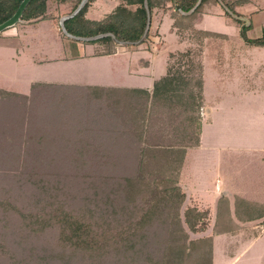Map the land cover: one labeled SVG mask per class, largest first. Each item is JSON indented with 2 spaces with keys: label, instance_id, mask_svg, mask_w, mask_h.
I'll return each instance as SVG.
<instances>
[{
  "label": "trees",
  "instance_id": "obj_1",
  "mask_svg": "<svg viewBox=\"0 0 264 264\" xmlns=\"http://www.w3.org/2000/svg\"><path fill=\"white\" fill-rule=\"evenodd\" d=\"M22 0H0V23ZM30 0L21 23L54 18L60 31L108 46L145 43L154 11L171 10L172 28L200 42L219 33L196 29L197 15L218 5L244 34L238 11L264 0H113L97 20L93 0ZM193 33V34H192ZM191 49L170 52L151 87L32 82L29 93L0 87V264H213L214 236L240 226L220 195L215 220L188 201L189 148L200 145L204 83ZM203 111V115H201ZM7 181L9 186H6ZM264 223V221H262Z\"/></svg>",
  "mask_w": 264,
  "mask_h": 264
},
{
  "label": "rangeland",
  "instance_id": "obj_2",
  "mask_svg": "<svg viewBox=\"0 0 264 264\" xmlns=\"http://www.w3.org/2000/svg\"><path fill=\"white\" fill-rule=\"evenodd\" d=\"M114 4L113 0H93L84 16L97 20ZM69 9L56 10L52 5L53 22H18L0 32V87L26 94L36 81L150 87L164 72L165 57L159 56L154 68L143 67L140 59L147 57L154 63L153 55L191 49L203 76L209 105L205 109L210 107L211 119L204 113L201 145L188 151L183 181L193 178L197 195L205 201L200 208H208L211 223L216 199L223 190L232 193L234 221L240 226L214 236L213 264H264V47L246 43L239 25L227 23L223 9L214 5L209 13L197 15L195 27L219 34L202 42L196 35L172 28L168 9L151 16L150 50L145 43L114 40L115 51L103 55L118 56L91 55L107 43L71 38L57 30L58 18ZM262 29L257 23L244 35L254 38ZM218 180H222L221 190L214 193Z\"/></svg>",
  "mask_w": 264,
  "mask_h": 264
},
{
  "label": "crops",
  "instance_id": "obj_3",
  "mask_svg": "<svg viewBox=\"0 0 264 264\" xmlns=\"http://www.w3.org/2000/svg\"><path fill=\"white\" fill-rule=\"evenodd\" d=\"M238 11L240 12V14L242 15V18L244 19V20H246V23L247 24H249V23H251V28H250V30H252L253 29V25H256L257 23H259L260 24V26H262V27H264V10H259V8L257 7V6H255L254 4H247V5H244V6H241L239 9H238ZM216 14H217V12H216ZM224 18V17H223ZM228 18V17H227ZM53 20L54 19H51L50 21H52L53 22ZM226 21H227V23H230V19L228 18V19H226ZM57 30H59L60 31V27L57 29ZM259 35L258 34H256V35H254V37H258ZM262 47H264V46H262ZM137 48H139V47H136V51L135 52H138V49ZM91 55H94V54H91ZM97 56H108V57H111V56H118V55H97ZM133 55H130V57H132ZM159 56H164L165 57V59H164V63H163V65H164V72H159V74H158V76L156 77V79H158L159 77H161V76H163L165 73H166V71H167V67H168V64H169V58H170V55H153V59H155V61H154V63H152V62H150V59L149 58H145V59H140V61H141V64H143V67H156V65H157V63H158V61H160L161 59L159 58ZM167 56V57H166ZM144 57V56H143ZM198 59L199 60H201L202 58H201V56L199 55V57H198ZM139 67H142V66H139ZM139 67H137L136 68V71H138V68ZM156 79H153L152 81L154 82V80H156ZM153 82H152V84H153ZM152 86V85H151ZM150 86V87H151ZM130 87H145V86H130ZM203 91H204V89H203ZM204 100H205V96H204ZM207 106H209L208 105V103H206V101H205V108H207ZM203 109L204 110V113H205V115L208 117V119H211L210 117H209V114L211 113V110H210V107H208V109ZM206 118V117H205ZM203 129V128H202ZM201 134H202V132H201ZM201 134H200V145H201ZM199 145V146H200ZM199 146H197V147H199ZM193 148H195V147H193ZM190 149H192V148H189L188 149V151L190 150ZM188 151H187V155H188ZM187 160V159H186ZM185 172H188V166H187V162H186V167H185V171H184V176H185ZM218 175H216L215 177H214V183H215V178L217 177ZM189 180V182H186V181H182L183 182V184H184V186L186 187V190H187V197H188V201L189 202H191V203H196L197 204V206L198 207H201L200 206V202H203L204 200H202L201 198L202 197H200V195H197V193H196V187H194L192 184L194 183V180H193V178L191 177V179H188ZM191 181V182H190ZM221 183H222V180H218V184L217 185H215L214 184V188H212L213 189V192L214 193H217V192H219L220 190H221ZM192 185V186H191ZM209 193V192H208ZM211 194H212V192H210ZM210 193H209V196H210ZM199 194V193H198ZM221 195H223V196H226V197H228V199H229V206H230V212H231V216H232V218L233 219H235V217H234V214H233V206H232V193H230L229 191H227V190H223L222 191V193H221ZM212 196V195H211ZM217 200H218V198L216 199V202H215V204L217 203ZM198 202V203H197ZM205 202V201H204ZM203 208H206V207H203ZM216 210H217V204H216V206H215V215H216ZM214 218H215V216H214ZM258 222H260V221H258ZM261 224V223H260Z\"/></svg>",
  "mask_w": 264,
  "mask_h": 264
},
{
  "label": "water",
  "instance_id": "obj_4",
  "mask_svg": "<svg viewBox=\"0 0 264 264\" xmlns=\"http://www.w3.org/2000/svg\"><path fill=\"white\" fill-rule=\"evenodd\" d=\"M29 1L30 0H22L20 2V4L18 5L16 11L8 19H6L2 23H0V32L6 28L14 26L16 23L21 21V16H22L23 10ZM87 1L88 0H81L80 3L78 4V6L74 9V11L68 16L73 17L74 15H76L80 11V9L86 4ZM199 2H200V0H198L197 3L194 5V7H192L189 11H187V12L181 11V13L185 14V15L190 14L191 12L194 11V9L199 4Z\"/></svg>",
  "mask_w": 264,
  "mask_h": 264
},
{
  "label": "built area",
  "instance_id": "obj_5",
  "mask_svg": "<svg viewBox=\"0 0 264 264\" xmlns=\"http://www.w3.org/2000/svg\"><path fill=\"white\" fill-rule=\"evenodd\" d=\"M201 115H203V111H201Z\"/></svg>",
  "mask_w": 264,
  "mask_h": 264
}]
</instances>
